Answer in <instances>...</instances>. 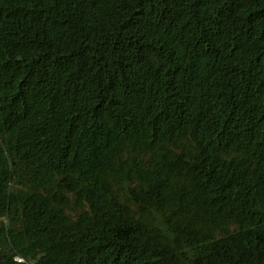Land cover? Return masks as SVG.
<instances>
[{
  "label": "trees",
  "instance_id": "16d2710c",
  "mask_svg": "<svg viewBox=\"0 0 264 264\" xmlns=\"http://www.w3.org/2000/svg\"><path fill=\"white\" fill-rule=\"evenodd\" d=\"M0 264H264V0H0Z\"/></svg>",
  "mask_w": 264,
  "mask_h": 264
}]
</instances>
